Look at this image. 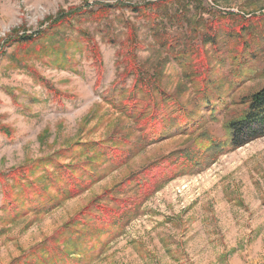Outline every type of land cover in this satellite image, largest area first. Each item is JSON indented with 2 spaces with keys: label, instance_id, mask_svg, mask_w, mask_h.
<instances>
[{
  "label": "rangeland",
  "instance_id": "rangeland-1",
  "mask_svg": "<svg viewBox=\"0 0 264 264\" xmlns=\"http://www.w3.org/2000/svg\"><path fill=\"white\" fill-rule=\"evenodd\" d=\"M263 85L264 0H0V264H264Z\"/></svg>",
  "mask_w": 264,
  "mask_h": 264
},
{
  "label": "trees",
  "instance_id": "trees-1",
  "mask_svg": "<svg viewBox=\"0 0 264 264\" xmlns=\"http://www.w3.org/2000/svg\"><path fill=\"white\" fill-rule=\"evenodd\" d=\"M241 103L245 105L244 110L227 121L225 127L233 149L264 136V85L246 96Z\"/></svg>",
  "mask_w": 264,
  "mask_h": 264
}]
</instances>
